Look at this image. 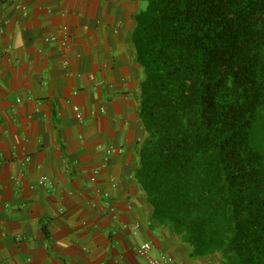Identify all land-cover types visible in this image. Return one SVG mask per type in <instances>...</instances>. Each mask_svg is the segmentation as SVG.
<instances>
[{"label":"crops","instance_id":"1","mask_svg":"<svg viewBox=\"0 0 264 264\" xmlns=\"http://www.w3.org/2000/svg\"><path fill=\"white\" fill-rule=\"evenodd\" d=\"M143 8L0 0V264H149L144 243L151 259L218 264L154 223L135 178L142 74L127 38Z\"/></svg>","mask_w":264,"mask_h":264},{"label":"trees","instance_id":"2","mask_svg":"<svg viewBox=\"0 0 264 264\" xmlns=\"http://www.w3.org/2000/svg\"><path fill=\"white\" fill-rule=\"evenodd\" d=\"M135 178L195 259L264 264V0H142Z\"/></svg>","mask_w":264,"mask_h":264},{"label":"built area","instance_id":"3","mask_svg":"<svg viewBox=\"0 0 264 264\" xmlns=\"http://www.w3.org/2000/svg\"><path fill=\"white\" fill-rule=\"evenodd\" d=\"M50 41L55 42L57 40L56 38H51ZM64 44L65 42H63V45ZM150 248V245L147 243L141 244L137 247V254L142 257L148 258L149 264H172V260L170 258H163L162 260L149 258L147 255L150 251Z\"/></svg>","mask_w":264,"mask_h":264}]
</instances>
